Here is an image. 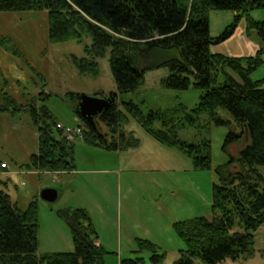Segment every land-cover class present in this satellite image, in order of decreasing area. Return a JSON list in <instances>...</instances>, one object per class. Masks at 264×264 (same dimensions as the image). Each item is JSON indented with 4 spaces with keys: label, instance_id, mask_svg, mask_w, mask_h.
<instances>
[{
    "label": "trees",
    "instance_id": "obj_1",
    "mask_svg": "<svg viewBox=\"0 0 264 264\" xmlns=\"http://www.w3.org/2000/svg\"><path fill=\"white\" fill-rule=\"evenodd\" d=\"M253 9H264V0H0V12L46 11L51 43H82L90 38L91 45L84 48L86 57L73 56L74 65L83 75L98 76V60L110 52V68L119 96L135 91L147 72L168 68L170 74L163 80L166 88L188 90L193 86L201 92L196 107L189 112L183 110L187 115L185 127L194 126L202 114H208L217 126L229 127L232 121L217 112L224 109L240 131L227 134L223 150L248 139L237 157L230 155L216 169L213 218L197 217L174 224L186 247L174 264H220L227 258L239 261L255 255L253 233L264 224V175L258 169L264 167V79L253 81L251 74L263 63L262 49L247 57L212 52L213 46L234 35L244 17L247 33L256 32L264 42V22L249 17ZM213 10L237 13L234 23L215 38L208 18ZM0 49L20 56L6 36L0 35ZM71 97L79 125L85 127L83 141L107 151L139 146V140L123 129L127 116L118 102L89 124L76 108L80 94ZM123 105L152 137L190 156L196 168H211L208 138L198 143L182 141L172 134L175 121L166 114H144L133 102ZM19 111L31 117L38 134V150L23 168L37 173L73 171L74 141L78 138L69 139L57 127L47 106L38 107L34 100L32 104L19 105L8 93L0 92V113ZM155 121H160L164 129H155ZM1 164L0 171L4 170ZM2 184L0 181V264H104L107 251L83 209L58 211L72 232L74 250L38 255L37 201L21 210ZM136 243L134 253L152 252L155 264L163 260L164 255L157 253L159 248L151 241L137 238ZM143 262V258L134 257L122 259L120 264Z\"/></svg>",
    "mask_w": 264,
    "mask_h": 264
},
{
    "label": "rangeland",
    "instance_id": "obj_2",
    "mask_svg": "<svg viewBox=\"0 0 264 264\" xmlns=\"http://www.w3.org/2000/svg\"><path fill=\"white\" fill-rule=\"evenodd\" d=\"M248 14L252 20L264 22V9H253ZM236 15L231 10L210 11L211 36H220L234 23ZM48 31L46 11L0 12V35L10 38L20 53L14 56L0 49V92L8 93L19 105L32 104L34 100L38 107L47 106L58 124L76 128L80 122L72 94L108 96L116 92L110 52L98 60V76L83 75L74 65L73 56L86 57L84 48L91 45V39L85 38L82 43H51ZM244 31L246 17L238 24L235 35L218 48L229 54L243 49ZM251 34L248 39L259 42L262 49L263 63L251 74V79L258 81L264 79V42H260L256 32ZM169 74L168 68L149 71L135 91L122 94L117 100L127 116L123 129L139 140L137 148L107 151L76 139L75 169L60 175L23 168L38 150L37 127L24 111L0 113V163L9 166L8 171L0 172V181L4 183L1 187L21 210L37 201L38 255L74 250L72 232L58 215V211L66 208L83 209L90 216L107 251L104 264H120L122 259L134 257L143 258V264H155L152 252L134 253L137 238L149 240L159 248L157 253L164 258L157 264H174L180 251L186 248L174 224L197 217L213 218L216 169L230 155L237 157L248 139L223 150L227 134L240 131L224 109L217 112L223 119L232 121L229 127L217 126L208 114H202L194 126L185 127L186 112L196 107L201 92L193 86L188 90L166 88L163 80ZM130 102L140 106L144 114L162 112L173 119L176 129L172 134L182 141L198 143L208 138L211 168H196L190 156L152 137L134 116L126 113L123 103ZM154 128L164 129L160 121L154 122ZM258 169L264 175V167ZM45 189L56 190L58 199L52 203L42 200L41 192ZM253 234L254 257L239 261L227 258L220 264H264V224Z\"/></svg>",
    "mask_w": 264,
    "mask_h": 264
},
{
    "label": "water",
    "instance_id": "obj_3",
    "mask_svg": "<svg viewBox=\"0 0 264 264\" xmlns=\"http://www.w3.org/2000/svg\"><path fill=\"white\" fill-rule=\"evenodd\" d=\"M119 94L117 92L111 93L108 96H87L80 95V100L77 104V111L79 115L89 124H94L103 112L117 103ZM59 194L54 189H45L41 192L42 200L46 202H55Z\"/></svg>",
    "mask_w": 264,
    "mask_h": 264
},
{
    "label": "crops",
    "instance_id": "obj_4",
    "mask_svg": "<svg viewBox=\"0 0 264 264\" xmlns=\"http://www.w3.org/2000/svg\"><path fill=\"white\" fill-rule=\"evenodd\" d=\"M234 35H235V33H234ZM232 37H230L229 39H231ZM244 37H245V39L241 40V47L243 46V49H239V51H235L236 53H231L234 55L229 54L224 49L218 48L219 45L213 46L212 52L218 53V54H223V55L230 56V57H247V56L255 55V53L260 49L259 42L255 43V42H252L251 40H249L248 37H252V34H248L247 30L244 31ZM2 164H6V163L2 162ZM8 168H9V166H8ZM6 171H8V169H4L0 172H6ZM51 173H53L55 175H60V174L67 173V172H51Z\"/></svg>",
    "mask_w": 264,
    "mask_h": 264
},
{
    "label": "built area",
    "instance_id": "obj_5",
    "mask_svg": "<svg viewBox=\"0 0 264 264\" xmlns=\"http://www.w3.org/2000/svg\"><path fill=\"white\" fill-rule=\"evenodd\" d=\"M57 127L61 129L69 139H74V138L83 139L84 130H85V127L83 125H78L76 128H70L58 124ZM1 167L4 169H8L7 164H1Z\"/></svg>",
    "mask_w": 264,
    "mask_h": 264
}]
</instances>
